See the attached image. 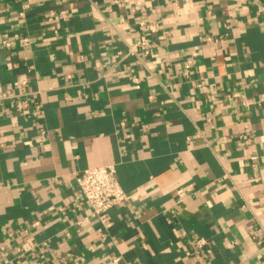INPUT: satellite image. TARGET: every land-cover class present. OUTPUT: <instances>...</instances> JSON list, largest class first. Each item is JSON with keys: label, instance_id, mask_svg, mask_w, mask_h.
Instances as JSON below:
<instances>
[{"label": "crops", "instance_id": "obj_1", "mask_svg": "<svg viewBox=\"0 0 264 264\" xmlns=\"http://www.w3.org/2000/svg\"><path fill=\"white\" fill-rule=\"evenodd\" d=\"M263 90L264 0H0V264H264Z\"/></svg>", "mask_w": 264, "mask_h": 264}, {"label": "built area", "instance_id": "obj_2", "mask_svg": "<svg viewBox=\"0 0 264 264\" xmlns=\"http://www.w3.org/2000/svg\"><path fill=\"white\" fill-rule=\"evenodd\" d=\"M119 2V0H115ZM61 19L67 20L69 15L66 13L61 14ZM56 19L55 12H51L47 21L54 23ZM52 29L57 32V28L52 24ZM21 43L29 41L28 36H22L19 38ZM7 46H11L9 41L6 42ZM129 53L118 51L119 58H125ZM261 99L264 100V90L261 93ZM77 187L80 195L87 202L89 208L94 216H98L101 219L107 217L108 211L115 205L126 204L128 201V194L121 186L118 177L117 170L114 164H105L99 166H93L79 171L75 175ZM39 220H34L30 223V227L25 228L26 232L30 231V228L39 225ZM44 245H48V242H44ZM207 244L205 238H198L195 246L197 248H203Z\"/></svg>", "mask_w": 264, "mask_h": 264}]
</instances>
